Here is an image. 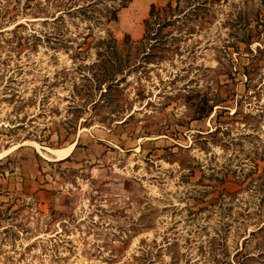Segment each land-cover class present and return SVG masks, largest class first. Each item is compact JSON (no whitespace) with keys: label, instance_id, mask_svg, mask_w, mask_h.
<instances>
[{"label":"rangeland","instance_id":"1","mask_svg":"<svg viewBox=\"0 0 264 264\" xmlns=\"http://www.w3.org/2000/svg\"><path fill=\"white\" fill-rule=\"evenodd\" d=\"M89 1L0 0V264H264V0Z\"/></svg>","mask_w":264,"mask_h":264},{"label":"trees","instance_id":"2","mask_svg":"<svg viewBox=\"0 0 264 264\" xmlns=\"http://www.w3.org/2000/svg\"><path fill=\"white\" fill-rule=\"evenodd\" d=\"M69 1H70V2H73L74 0H69ZM77 1L82 2L83 0H77ZM91 1H93V0H90L89 2H91ZM108 1L112 2L113 0H108ZM114 1H115V0H114ZM118 1H120V0H116V2H118ZM98 2H99V1H98ZM95 3H96V2H95ZM120 3H121V4H120ZM127 3H128V0H121V1L119 2L120 5L116 6V4H113L111 7L109 6L108 9H107L106 11L104 10V11H105V15H107L106 17H104V18H105L104 21H105L106 23L116 22V21H117V18H118V12H119L121 9H123ZM92 5H93V4H92ZM95 5H96V4H95ZM95 5H94V7H95ZM87 7H89V5H87ZM94 7L92 8V10H91V12H90L89 14L94 15V11H93ZM81 9H82V8H81ZM153 9H154V7L151 6V14H152V12H153ZM165 10H167V11L170 13V12L173 10L171 4H167ZM104 11H103V12H104ZM84 14L88 15L86 11H84ZM87 17H88V16H87Z\"/></svg>","mask_w":264,"mask_h":264},{"label":"bare ground","instance_id":"3","mask_svg":"<svg viewBox=\"0 0 264 264\" xmlns=\"http://www.w3.org/2000/svg\"><path fill=\"white\" fill-rule=\"evenodd\" d=\"M71 148H72V146L69 147V148H67V149H65V150L51 151L50 153H51V155L56 156V158H57L58 160H60V159H64V158H66V157L70 154V152H71ZM41 155H42V154H41ZM1 157H2V155H0V158H1Z\"/></svg>","mask_w":264,"mask_h":264}]
</instances>
